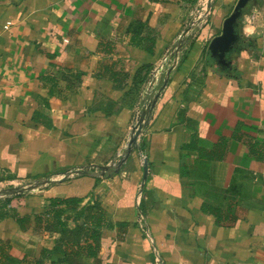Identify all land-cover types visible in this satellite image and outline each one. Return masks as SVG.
<instances>
[{"label": "crops", "instance_id": "obj_1", "mask_svg": "<svg viewBox=\"0 0 264 264\" xmlns=\"http://www.w3.org/2000/svg\"><path fill=\"white\" fill-rule=\"evenodd\" d=\"M243 2L0 0V264H264V0Z\"/></svg>", "mask_w": 264, "mask_h": 264}, {"label": "built area", "instance_id": "obj_2", "mask_svg": "<svg viewBox=\"0 0 264 264\" xmlns=\"http://www.w3.org/2000/svg\"><path fill=\"white\" fill-rule=\"evenodd\" d=\"M209 5V1L207 2V5H200L196 8L195 13L196 15L193 16L191 19V21L189 22L190 26H193L195 24V21L197 18H204L205 17V12L206 10L208 11V6ZM181 38L183 39L181 42H177L178 44L172 45V46H168L167 48H165L164 52L161 54V56L157 59V61L154 63L151 72H150V78L148 83L149 84H154L155 81L159 78V73L161 74V76H164V73H169L172 70H175L177 68V66L179 65V62L182 58V54H180V49L182 46L187 45L188 40H185L186 38H184L181 35ZM180 48V49H178ZM142 108H137L136 113H135V117L133 120V124L131 126V133L132 135L134 134V132L137 130V128L139 127V125L143 124V126L145 125V123L147 122V120H149V116L145 117L144 115L141 116L142 114ZM144 116V117H143ZM143 197L142 194V190H139L137 195H136V204L138 205L141 202V199ZM146 225V223H144ZM155 264H162V260L160 259L159 256L155 257Z\"/></svg>", "mask_w": 264, "mask_h": 264}, {"label": "water", "instance_id": "obj_3", "mask_svg": "<svg viewBox=\"0 0 264 264\" xmlns=\"http://www.w3.org/2000/svg\"><path fill=\"white\" fill-rule=\"evenodd\" d=\"M244 2H246L247 0H243ZM243 2V3H244ZM243 5V4H242ZM242 5L241 4H237L236 5V10H237V15H238V19H240V17H241V15H242V10H241V7H242ZM229 22V21H228ZM230 42H232V36L230 35V33H229V31L228 30H225L223 33H222V35H220V36H218V37H216L214 40H213V42L210 44V46H209V51H210V54L212 55V56H215V55H217V57L220 55L219 54V52L221 51V53H222V51H223V49L224 48H227L228 47V44L230 43ZM221 57V56H220ZM219 60L223 63V64H225V65H227L228 64V62L223 58V57H221V58H219ZM143 124H141V125H139V127L137 128V130L134 132V134H133V138H132V143H135L136 142V140H137V138L139 137V135H140V133H141V131H142V129H143ZM145 167V166H144Z\"/></svg>", "mask_w": 264, "mask_h": 264}, {"label": "trees", "instance_id": "obj_4", "mask_svg": "<svg viewBox=\"0 0 264 264\" xmlns=\"http://www.w3.org/2000/svg\"><path fill=\"white\" fill-rule=\"evenodd\" d=\"M77 200L76 199H65V200H62V199H56V200H52L51 201V204L52 205H61V204H69V203H74L76 202Z\"/></svg>", "mask_w": 264, "mask_h": 264}]
</instances>
